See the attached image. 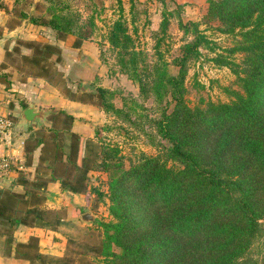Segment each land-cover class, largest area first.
<instances>
[{
    "label": "trees",
    "instance_id": "trees-1",
    "mask_svg": "<svg viewBox=\"0 0 264 264\" xmlns=\"http://www.w3.org/2000/svg\"><path fill=\"white\" fill-rule=\"evenodd\" d=\"M48 15L31 21L50 28L60 42L73 38L74 49L96 32L94 16L84 18L69 4L52 3ZM213 23L222 34L239 37L238 45L228 49L231 61L214 59L232 71L239 90H227L226 103L192 105L189 66L202 57V48L216 46L201 31L202 24L180 22L184 36L192 39L173 61L177 74L170 75L167 63L150 61L137 49L122 16L113 21L106 40L120 73L138 84L144 103L152 100L156 107L140 117L151 127L148 136L157 154L131 160L118 146L102 143L90 160L89 143L72 131L74 116L52 108L50 127L25 144L29 160L43 146L47 165L33 181L20 175L23 192L0 190V226L8 233L18 226L57 230L61 216L41 205L47 186L58 182L64 192L107 197L112 220L101 223L103 239L95 249L101 264H264V0H209L203 24ZM168 27L164 17L160 33L166 35ZM9 48L25 77L43 80L69 102L99 107L119 126L137 125L131 116L144 106L136 99L130 107L125 101L117 108L114 91L96 87L88 94L70 88L59 69V46L17 41ZM7 77L0 74V82ZM90 171L106 176L105 193L89 188ZM18 247L25 248L23 258L33 264H74L71 258L39 254L35 238Z\"/></svg>",
    "mask_w": 264,
    "mask_h": 264
},
{
    "label": "rangeland",
    "instance_id": "rangeland-1",
    "mask_svg": "<svg viewBox=\"0 0 264 264\" xmlns=\"http://www.w3.org/2000/svg\"><path fill=\"white\" fill-rule=\"evenodd\" d=\"M54 2L69 4L84 18L93 16L95 18L96 32L92 40L81 49L73 48L74 39L71 37L61 43L63 57L59 69L68 80L70 88L74 91L81 90L83 93L91 94L96 91V87H102L116 93L114 103L117 108H122L125 101H127V107H130L132 99H136L138 104L144 106L142 110L138 109L137 115L131 116L132 121L138 120L136 126L129 124L119 126L114 123L116 118L104 113L99 107L91 103L86 105L76 103L73 106V113L76 116H74L75 125H73L72 131L89 143L86 147V155L90 160L95 157L102 143L118 146L122 155L131 160L137 159L141 153L149 156L157 154L156 148L151 145L152 138L148 136L151 133V127L144 118L140 117L156 110V107L152 100L144 103V100L138 97V84L120 73L115 56L107 44L108 30L113 21H116L120 16L127 21L137 49L148 54L150 61L155 62L161 59V62L167 63L170 75L177 74V68L174 67L173 61L181 55V48L186 44L187 39L184 36V31L180 28V22L202 24L201 31H204L216 46H214L215 50L202 48V57L189 66L187 88L188 98L192 105L201 100L226 103L230 99L227 90H239L236 76L232 71L214 61L218 57L231 61L233 57L229 55L228 49L238 45L239 37L222 34L218 30L219 24L217 23H213L211 26L203 24L209 0H42L38 3L23 0L19 8H16L19 9V12H14L15 17L21 20L25 15L35 16L37 19L48 17V9ZM121 8H123V12ZM16 13H20V16ZM164 17L169 20L166 35L160 33ZM12 21L18 22V20ZM47 29L52 31L50 28ZM39 34L44 39L51 35L47 30L39 32ZM53 37L52 39L55 40L54 35ZM191 39L192 37L189 36L187 40ZM234 57L237 62L241 59L240 54H236ZM11 63L17 66V62L14 60ZM38 89L40 88L38 87ZM61 96L65 98L63 95ZM22 103L27 104L26 101ZM27 105L30 106V104ZM26 109L21 106L20 111L23 113ZM51 109V107H45L43 110L49 113ZM42 125L47 127L48 124L46 122ZM35 126L36 124L32 125L33 130L38 128ZM106 127H109L110 130H107ZM26 130L22 127L20 131L25 132ZM89 178V188L94 187L103 193L107 191L104 174L90 171ZM88 202L90 205L87 207V213L96 216L95 222L81 223L80 217L77 216L76 225H72V221H70L61 230L63 239H59V242L61 244L66 242L67 245L63 257H65L64 259H73L74 264H101V257L95 252L103 239L101 223H108L112 220L109 215L107 197L100 200L95 193H92ZM70 241L75 244H70ZM261 243L264 245V233Z\"/></svg>",
    "mask_w": 264,
    "mask_h": 264
},
{
    "label": "crops",
    "instance_id": "crops-1",
    "mask_svg": "<svg viewBox=\"0 0 264 264\" xmlns=\"http://www.w3.org/2000/svg\"><path fill=\"white\" fill-rule=\"evenodd\" d=\"M22 1L0 0V74L8 76L0 82V114L10 117L15 123L12 145L6 147L0 144V158H9L13 164V170L10 174L0 176V190H13L15 192H23L22 186L18 184L21 174L28 176V179L33 181L37 178L39 169L41 168L42 170L43 166L47 165V163L42 161L43 146L36 148L30 160L26 154L25 144L30 141L33 134H37L45 126L33 123L38 126V128L35 126L37 129L33 130L31 126L26 128L25 132L20 131L22 128L20 121L23 114L20 111L22 102L26 101L27 104L36 105L38 109L42 110L45 107L64 110L76 116L73 113V106L76 103L69 102L63 98L58 91L47 85L43 80L25 77L18 67L11 63L13 59L8 55V49H10L11 44L17 41H47L60 48L62 46L61 43H63L52 39L54 38L52 31L32 24L29 20H32L35 16L25 15L22 20L15 17L14 12H19V9L16 8H19ZM30 1L38 3L42 0ZM18 16H20V13ZM12 20H18V22H13ZM41 30H47L51 35L44 39L39 34V32H42ZM23 52L30 53L29 50ZM37 93L40 94L38 95ZM10 106L12 109H9ZM46 122L48 125L45 128L50 127L47 119L42 124H46ZM89 197L64 192L58 182L50 183L44 193V201L41 208L58 213L62 218L60 226L55 231L18 226L12 229L11 233H8L0 226V264H33L23 258L25 248L18 247L19 245L26 246L32 238L38 241L39 248L37 251L39 254L59 260L65 258L63 256L67 246L66 242L62 244L59 242V239H63L62 227L70 221H72V225H76L77 216L80 217V222L83 223L81 218L87 213V207L90 205L88 204Z\"/></svg>",
    "mask_w": 264,
    "mask_h": 264
},
{
    "label": "built area",
    "instance_id": "built-area-1",
    "mask_svg": "<svg viewBox=\"0 0 264 264\" xmlns=\"http://www.w3.org/2000/svg\"><path fill=\"white\" fill-rule=\"evenodd\" d=\"M14 121L6 116L0 114V144L3 146H11L14 138ZM13 170L11 159L3 157L0 158V176L10 174Z\"/></svg>",
    "mask_w": 264,
    "mask_h": 264
},
{
    "label": "water",
    "instance_id": "water-1",
    "mask_svg": "<svg viewBox=\"0 0 264 264\" xmlns=\"http://www.w3.org/2000/svg\"><path fill=\"white\" fill-rule=\"evenodd\" d=\"M49 114L42 109H38L36 105H30L22 114L20 126L30 128L33 123L42 125ZM81 219L83 223L90 224L95 222L96 216L92 213H85Z\"/></svg>",
    "mask_w": 264,
    "mask_h": 264
}]
</instances>
